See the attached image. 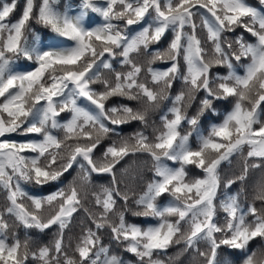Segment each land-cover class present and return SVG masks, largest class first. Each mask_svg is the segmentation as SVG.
Returning a JSON list of instances; mask_svg holds the SVG:
<instances>
[{"label":"snow or ice","instance_id":"1","mask_svg":"<svg viewBox=\"0 0 264 264\" xmlns=\"http://www.w3.org/2000/svg\"><path fill=\"white\" fill-rule=\"evenodd\" d=\"M56 3L24 0L15 22L10 17L18 0L0 6V189L8 202L0 211V264H163L154 255L182 240L185 251L193 249L202 264H221L222 247L238 250L239 264H264V252L249 247L258 237L264 240V207L242 208L237 196L230 195L219 201L221 219L216 202L223 161L247 146V157L257 158L251 167L264 166V10L246 0H105L102 5L80 0L79 13L69 15L58 11ZM259 4L264 7V0ZM89 12L99 14L103 23L90 19L85 24ZM33 22L53 34L47 37L51 43L43 41ZM237 28L255 43L243 33L225 35ZM199 30L206 33L203 39ZM169 34L166 48L155 47ZM140 57H150L146 68L138 63ZM21 59L31 67L14 69ZM156 61L165 67H152ZM101 69L111 78L103 77ZM178 82L181 90L173 93ZM98 83L102 87L94 88ZM113 97L141 107L108 105ZM164 100L171 106L151 136L137 131L97 155L102 140L120 135V125L139 121L147 128L148 113ZM65 113L68 117L62 119ZM206 114L217 120L202 131ZM193 133L195 147L189 143ZM14 135L39 139L17 140ZM137 153L147 154L152 165V179L136 196L138 210L132 212L158 220L147 227L126 219L134 193L119 187L117 165ZM187 166L202 176H191ZM248 167L246 162L236 179L243 181ZM72 172L80 182L74 178L64 186L61 178ZM94 174L111 178V187L93 193L95 212L84 205L85 186ZM234 182L229 179L224 187ZM28 184L55 190L34 195L25 190ZM162 198L170 199L163 204ZM256 198L264 201V185ZM81 210L91 225L72 248L64 243L65 230ZM5 214L25 230L43 233L55 227L52 246L33 251L14 231L10 241ZM105 229L135 261L102 243ZM201 242L205 251L198 248Z\"/></svg>","mask_w":264,"mask_h":264},{"label":"trees","instance_id":"2","mask_svg":"<svg viewBox=\"0 0 264 264\" xmlns=\"http://www.w3.org/2000/svg\"><path fill=\"white\" fill-rule=\"evenodd\" d=\"M10 2V0H0V6L4 3ZM95 3L98 5H102L105 3V0H94ZM246 2L252 6L257 7L258 9L264 10L259 4V0H246ZM80 0H57L55 4V8L60 11L61 13L67 11L69 15H77L80 11L79 9ZM24 0H18L17 10L12 14L10 20L15 22L23 9ZM90 19H94L95 25H99L103 23V18L99 16L97 13L89 12L88 16L85 17V24L89 22ZM113 23H121L119 21H113ZM199 24L200 21L197 20ZM94 25V26H95ZM33 29L42 37L44 42L51 43L50 40L47 39L48 36L53 35L48 29L43 28L41 25H36L34 22L32 23ZM135 27V26H134ZM243 33L244 38L247 42L255 43V38L251 37L250 34L244 32L243 29L237 28L233 33H225L229 38H232L236 35ZM198 34L203 39L206 33L203 30H199ZM170 34L168 38L161 41V45H157L155 47H167V41L170 39ZM29 43H34V37L29 35ZM150 57H140L138 63H141L146 68L148 66L147 61ZM248 61H242V63H247ZM117 70H120V65H114ZM154 68H163L165 67V62L163 61H156L151 65ZM30 62L26 60H19L14 65V69H26L30 68ZM220 71H224L223 69H219ZM237 71L239 73H243V69L239 66L237 67ZM101 74L105 78H111L108 75V70L101 69ZM143 74V73H142ZM94 88L100 89L102 86L98 83L93 85ZM181 90V84L178 82L173 89V93H178ZM202 95V94H198ZM2 99V98H0ZM129 104L131 106H135L140 108L141 105L137 101H128L122 97H113L111 98L107 104ZM198 103V98L196 101L193 102V106L189 108V114H193L196 110V104ZM170 101L164 100L160 103L159 108L154 111H150L148 113L147 119L149 126L144 128V126L139 121L129 122L127 124L120 125L117 129L120 132L119 136H111V138H105L101 142L100 149L97 150V155L102 152L103 148L108 144H111L113 141H119L121 139H125L130 137L133 133L137 131H144L147 135L151 136L153 133V127L159 128L161 127V116L167 112L168 107H170ZM219 111H223V108H219ZM68 114H62V119H66ZM262 118H264V114H262ZM217 117L211 116L210 114H206L203 118L204 127L201 129L204 131L206 128L210 127L212 122H215ZM187 127L184 128V131H188ZM54 134L59 136L60 138L63 137L62 131L54 130ZM206 134V131H205ZM14 138L17 140L22 139H39L35 135H30L28 137H21L15 136ZM190 145L193 147L196 146V134L193 133L189 140ZM247 146H244V150L242 153L234 154L229 158L228 161H223L219 168V173L221 177L220 187L217 193V205H218V217L223 218L224 213L219 208V201L225 199L227 196L235 195L237 196L238 202L240 203L242 208L247 209L249 206H256L258 209L264 207V201L257 199V195L259 194L260 188L264 185V166L261 167H251L254 160L257 158H249L247 157ZM249 165L247 169V175L243 181L236 179V177L240 176L244 172L245 163ZM170 163V162H169ZM151 160L147 154H140L137 153L135 156L130 155L125 157L123 161L119 165H117V169H119L118 179L120 180L119 187L121 190L130 191L134 193L132 198L129 200L130 208L126 211V219L129 222L136 223L141 225L142 227H147L148 225H155L158 223V220L152 217H136L132 215L133 211H137V206L134 203L136 196L142 194L143 191L146 190V185L152 179L153 173L151 170ZM190 170V175L193 177L202 176L201 170L195 168L194 166H187ZM78 171V170H77ZM66 177V178H65ZM65 177H62L61 180L64 186H67L74 178L77 179V183H79V179L77 177V172H72L71 175L65 174ZM233 179L235 182L231 185L230 188H225L224 185L227 180ZM111 187V178L107 175L96 176L93 175V179L91 184L85 186L87 191V197L84 200V205L90 211H97L95 203H94V196L93 193H100L102 192L103 188ZM26 191L34 195H47L49 191H53L54 186L52 185H45L44 187L36 186L33 184L24 185ZM170 198H162L161 202L163 204H167ZM26 204H29V201H24ZM6 194L5 192L0 189V211H3L5 205L7 204ZM122 203V202H120ZM120 210H124L121 208ZM47 214V213H46ZM5 219L8 221L10 225V235L9 240L11 241L12 235L11 232H15V235L23 242L25 240L28 241L29 247L33 251H38L40 247L49 246L51 247L55 238H56V231L55 227L53 229L46 230L45 232H40L35 229L25 230L23 226L19 225L15 222L14 218L8 217L5 214ZM113 221L118 222V217H111ZM169 219H174L169 217ZM251 220V217H248ZM91 222L87 219V213L83 210L81 212L75 214L73 222L69 225V228L65 230L64 236V243L65 245H70L72 248L75 247L82 231L85 227L90 226ZM101 241L104 245L109 246L112 252L117 255L122 256L125 260H132L135 261V257L132 254L127 253L124 251L122 246H118L115 241L111 239L110 231L105 229L100 233ZM175 239V238H174ZM250 249L253 251H257L258 254L264 252V240L261 238H256L249 243ZM200 251L206 250L205 242H201L198 245ZM241 257V253L238 250H229L227 248H221L219 250L218 259L221 264H239V259ZM154 258H159L163 261V264H202V257H199L198 254L193 249H188L185 251V244L182 240L179 244L173 243L171 244L164 253H161L158 257L154 255Z\"/></svg>","mask_w":264,"mask_h":264}]
</instances>
